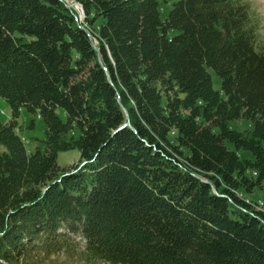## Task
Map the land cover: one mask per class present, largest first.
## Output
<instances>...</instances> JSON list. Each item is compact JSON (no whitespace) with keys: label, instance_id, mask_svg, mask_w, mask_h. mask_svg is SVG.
I'll use <instances>...</instances> for the list:
<instances>
[{"label":"trees","instance_id":"16d2710c","mask_svg":"<svg viewBox=\"0 0 264 264\" xmlns=\"http://www.w3.org/2000/svg\"><path fill=\"white\" fill-rule=\"evenodd\" d=\"M170 1L0 0V264H264L256 15L177 0L164 18Z\"/></svg>","mask_w":264,"mask_h":264},{"label":"rangeland","instance_id":"374dc122","mask_svg":"<svg viewBox=\"0 0 264 264\" xmlns=\"http://www.w3.org/2000/svg\"><path fill=\"white\" fill-rule=\"evenodd\" d=\"M177 0H171L168 5L163 6V17L165 18L168 12L172 9L173 3ZM243 2L250 5L252 11L256 15L257 24L259 28V45L258 47L264 50V0H242ZM69 8L74 9L79 18L81 17L80 11L77 9V4L69 1ZM213 87L215 90L220 91L222 86L221 79L217 76L214 71H211ZM11 119V109L8 103L0 99V121L3 123H8ZM19 128L18 134L23 140L26 150L28 153H35L36 151L44 152L45 150V125L42 119L37 115H32L25 109L21 110L20 118L18 120ZM229 127L234 130L244 131L250 128V123L244 120L232 122ZM80 155L78 151L61 152L58 154L57 163L61 169H65L70 165L77 164ZM249 201H256L258 203L259 209L264 211V193L260 191H255L252 195L248 197ZM65 260V259H63ZM61 261L48 260L47 264H61ZM69 264V263H68Z\"/></svg>","mask_w":264,"mask_h":264},{"label":"water","instance_id":"95a60500","mask_svg":"<svg viewBox=\"0 0 264 264\" xmlns=\"http://www.w3.org/2000/svg\"><path fill=\"white\" fill-rule=\"evenodd\" d=\"M77 9L80 11V13H81V17H84V12H83V9L82 8H80L79 6H77Z\"/></svg>","mask_w":264,"mask_h":264}]
</instances>
